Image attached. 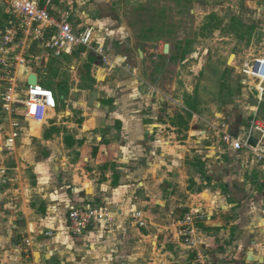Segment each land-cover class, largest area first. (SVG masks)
Wrapping results in <instances>:
<instances>
[{"label":"crops","instance_id":"0c3cea01","mask_svg":"<svg viewBox=\"0 0 264 264\" xmlns=\"http://www.w3.org/2000/svg\"><path fill=\"white\" fill-rule=\"evenodd\" d=\"M64 1L50 0L51 13ZM81 1L67 11L81 27L97 30L100 23L114 67L84 46L56 57L26 36L10 47L25 59L14 71L18 97L27 96L31 74L43 86L40 73L48 66L65 90L43 86L57 107L36 121L22 105L5 108L0 84V264H194L196 249L214 264H264V160L223 141L224 131L244 141L253 119L264 124L256 80L239 68L237 91L222 84L221 109L199 113L163 78L150 85L149 65L171 47L161 56L138 49L136 57L127 27L93 21L92 5ZM221 9L235 20V40L240 34L249 41L234 56L264 57V0H224ZM10 20L12 8L0 0V39ZM14 130L19 135L9 143ZM87 205L105 207L113 218L72 236L69 210ZM191 209L203 214L195 246L178 234ZM49 230L52 236L43 234ZM26 238L36 243L31 260L21 249Z\"/></svg>","mask_w":264,"mask_h":264},{"label":"rangeland","instance_id":"374dc122","mask_svg":"<svg viewBox=\"0 0 264 264\" xmlns=\"http://www.w3.org/2000/svg\"><path fill=\"white\" fill-rule=\"evenodd\" d=\"M77 1H66L70 4L61 2L57 9L67 11L73 6L77 7ZM223 1L102 0L100 4L98 0H82L81 3L92 5L93 21L118 20V25L127 27L125 30L129 34L126 35V41L128 40L129 45L132 44V52L136 57L138 49L147 48L156 49L161 52V56L164 54L165 44L169 43L173 55L164 54L165 57L158 60L157 65L154 62L149 65L148 69L154 70L147 73V76L155 78L153 82L150 81V85L157 83L158 78H163L165 85L176 86L177 96H183L189 105L205 114L213 107L221 109L223 106L220 97H227L222 88L223 82L231 87L230 93L237 91L236 86L243 78L239 68L244 66L246 60L234 55L238 56L237 51H242L245 45H249V41L240 34H237L235 40V20H230L231 15L221 9ZM97 24L99 26L95 25L96 31L100 34L101 25L99 22ZM104 49L105 53H109L107 40ZM119 50L117 42L113 51L117 53ZM106 56L108 62L100 59L102 65L114 67L113 65L118 64L115 58H110L108 54ZM169 56H172L171 59ZM40 77L43 86L65 90L62 83H57V72L51 66L40 73ZM143 86L147 89L149 87ZM152 98L157 103V92ZM112 218L110 213L105 219Z\"/></svg>","mask_w":264,"mask_h":264},{"label":"built area","instance_id":"2783aa9c","mask_svg":"<svg viewBox=\"0 0 264 264\" xmlns=\"http://www.w3.org/2000/svg\"><path fill=\"white\" fill-rule=\"evenodd\" d=\"M43 0H7L11 6L15 20H10L8 28L0 39V84L5 89V100L7 110L13 111V104L24 107V116L28 119L42 121L46 115L56 109L57 100L52 90L39 84L36 86L29 84L27 96L18 97V84L14 71L19 63H24L25 59L20 55L12 53L10 47L16 38L24 39L26 36L32 40L41 42L43 47L56 57L73 54L79 47L84 46L88 50L94 51L102 62H108L105 53L106 37L101 36L94 26L81 27L73 20L70 11H59L57 14L51 13L49 9L50 0L46 5ZM103 38V40H102ZM117 65V64H116ZM242 73L256 80V91L259 102H264V57H256L245 62ZM17 128L18 124H14ZM223 141L232 149H248L256 157L257 161L264 160V124L253 119L248 129V137L241 140L229 132H223ZM18 131L14 130L8 142L12 143L18 137ZM258 138L256 146L249 144L250 137ZM110 216V212L105 207L87 205L85 207L73 206L68 213V229L72 236H81L95 221L104 220ZM140 217V214L136 215ZM203 218L199 209H191L184 219L179 223L178 234L183 239V243L188 246H195L198 242V233L195 222ZM144 225L143 222L140 223ZM46 236H52L54 232L49 230L43 232ZM36 243L31 238H26L21 249L26 254L28 260L33 258V248ZM194 264H214L208 255L199 249L195 250ZM27 264H36L34 260Z\"/></svg>","mask_w":264,"mask_h":264},{"label":"water","instance_id":"95a60500","mask_svg":"<svg viewBox=\"0 0 264 264\" xmlns=\"http://www.w3.org/2000/svg\"><path fill=\"white\" fill-rule=\"evenodd\" d=\"M170 44L166 43L164 46V52L165 54H168L170 52ZM29 84L36 86L38 84V76L37 74H31L29 77ZM258 143V138L255 136L250 137L249 144L256 146ZM36 257H39V253H36Z\"/></svg>","mask_w":264,"mask_h":264}]
</instances>
